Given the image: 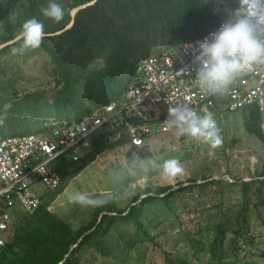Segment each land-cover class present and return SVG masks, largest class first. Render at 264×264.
<instances>
[{
  "label": "trees",
  "instance_id": "trees-1",
  "mask_svg": "<svg viewBox=\"0 0 264 264\" xmlns=\"http://www.w3.org/2000/svg\"><path fill=\"white\" fill-rule=\"evenodd\" d=\"M92 1L56 0L65 16L54 23L40 12L48 0H0V45L13 40L22 23L33 17L43 22L46 34L61 31L75 8ZM237 3L97 0L79 10L72 27L45 36L41 46L32 50L49 57L53 89L24 94L8 108L0 105V138L49 132L57 122L80 121L120 100L141 58L154 55L160 47L202 37L224 21L225 10L235 9ZM16 47L13 43L0 49V81L13 73L11 62L19 57L12 51ZM3 88L6 91L0 82ZM242 111L246 132L264 143L263 111L258 107ZM119 132L121 136L114 140ZM120 146L129 147V156L136 148L128 141L126 128L105 125L91 136L89 149L78 161L59 158L52 165L65 183L99 155ZM40 198L34 212L17 214L13 237L0 248V264H129L137 244L163 247L156 242L161 226L174 232L178 243L190 244L198 264H264V161L248 180L210 176L148 186L124 208L113 203L95 206L92 219L78 228L52 211L54 196ZM148 214L152 227L142 219ZM210 235L206 246L203 238ZM204 251L209 254L207 261L200 256ZM172 252H166L168 264H192L177 260Z\"/></svg>",
  "mask_w": 264,
  "mask_h": 264
},
{
  "label": "built area",
  "instance_id": "built-area-1",
  "mask_svg": "<svg viewBox=\"0 0 264 264\" xmlns=\"http://www.w3.org/2000/svg\"><path fill=\"white\" fill-rule=\"evenodd\" d=\"M222 22L198 39L163 46L141 58L122 98L80 121L57 122L49 132L0 138V248L12 239L17 214L38 208L40 186L55 190L61 185L53 162L59 158L78 161L89 149L91 136L105 125L126 128L128 141L137 148L155 132L173 129L165 124L172 104L183 103L199 115L212 116L251 107L264 110V65L242 74L224 95H206L192 83L197 42L218 30ZM162 113L166 115L161 117ZM120 136L121 132L114 140Z\"/></svg>",
  "mask_w": 264,
  "mask_h": 264
},
{
  "label": "rangeland",
  "instance_id": "rangeland-1",
  "mask_svg": "<svg viewBox=\"0 0 264 264\" xmlns=\"http://www.w3.org/2000/svg\"><path fill=\"white\" fill-rule=\"evenodd\" d=\"M11 63L14 66L13 73L0 81L6 88V91L4 88L0 89V105H4V108H8L13 101L29 92H51L54 81L50 73L49 57L45 53L33 54L30 49L19 54L17 60ZM10 84L12 87L9 89ZM6 97L9 99L5 100ZM213 118L222 139L221 145L214 150L206 143L190 137L177 136L174 129L167 133L158 131L144 146L135 148L132 156L128 155L129 147H117L99 155L96 161L71 180L63 182L58 191H49L40 186V193L54 196L52 211L67 220L74 228H78L92 219L94 207H83L73 202L72 197L77 193L104 199L105 203H113L119 208H124L130 204L134 196L143 194L145 188L152 185L176 184L191 178L210 176L251 179L264 161V143L246 132L244 126L246 118L242 110L215 113ZM210 151L214 152V155H209ZM134 155L144 159L146 166L149 165L151 158H157L161 162L163 159H179L185 169V175L175 182H169L163 180L159 172L150 170L145 173L140 171L138 166L136 175H132L128 169ZM142 219L145 225L150 227L155 225L149 214ZM159 231H162L161 234ZM156 233L159 235L156 242L163 246L162 249L153 243L137 244L131 251L129 264H168L166 252L171 250L177 260L183 259L198 264L190 244L178 243L170 229L161 226ZM211 239V235L204 237V245L207 246ZM200 256L202 261L209 258L207 251Z\"/></svg>",
  "mask_w": 264,
  "mask_h": 264
},
{
  "label": "clouds",
  "instance_id": "clouds-1",
  "mask_svg": "<svg viewBox=\"0 0 264 264\" xmlns=\"http://www.w3.org/2000/svg\"><path fill=\"white\" fill-rule=\"evenodd\" d=\"M238 7L226 9L227 18L219 29L209 33L197 42L193 64L195 78L192 83L206 95H224L242 74L264 65V0H237ZM40 12L43 17L59 23L65 16L63 6L56 0H48ZM46 33L44 24L36 17L25 20L14 35L19 47L13 53L23 54L27 50L38 49ZM2 122V119H0ZM179 137H190L206 143L212 150L222 143L220 130L211 113L199 115L188 105L172 104L168 108L165 121ZM209 155H214L210 151ZM129 172L136 175L137 166L142 172L155 170L165 181L175 182L185 175V169L179 159L151 158L149 165L144 159L134 155L129 162ZM73 202L83 207L99 206L106 201L92 198L83 193L72 197Z\"/></svg>",
  "mask_w": 264,
  "mask_h": 264
},
{
  "label": "water",
  "instance_id": "water-1",
  "mask_svg": "<svg viewBox=\"0 0 264 264\" xmlns=\"http://www.w3.org/2000/svg\"><path fill=\"white\" fill-rule=\"evenodd\" d=\"M96 1H97V0H94V1H92V2H89V3H87V4H84V5H82V6H79V7L75 8V9L73 10V12H72V19H71L70 23H69V24H68L63 30L58 31V32H55V33H49V34H46V36H47V35H55V34H59V33L63 32L64 30L69 29L70 27H72V25L74 24V20H75V15H76V13H77L79 10L83 9V8H86V7L90 6V5H93ZM13 43H15L14 39L11 40V41H8V42H6V43H3V44L0 45V49H2L3 47H5V46H7V45H11V44H13ZM133 204H134V203H133ZM102 215H103V213L100 215L99 220H100V218H101ZM94 228H95V227H94ZM94 228H93V229H94ZM93 229L89 230V231L86 232L84 235L90 233ZM84 235H83L81 238H83ZM81 238H80V239H81ZM75 246H76V245H74L72 248H74ZM71 250H72V249H71ZM67 256H68V255H67ZM63 262H64V261H62L60 264H62Z\"/></svg>",
  "mask_w": 264,
  "mask_h": 264
}]
</instances>
